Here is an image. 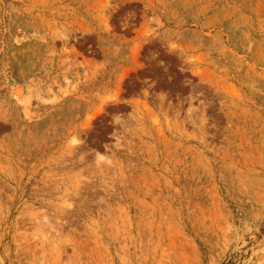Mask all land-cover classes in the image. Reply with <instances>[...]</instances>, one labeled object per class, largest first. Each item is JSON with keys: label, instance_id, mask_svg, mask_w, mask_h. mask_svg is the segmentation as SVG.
I'll return each mask as SVG.
<instances>
[{"label": "rangeland", "instance_id": "1", "mask_svg": "<svg viewBox=\"0 0 264 264\" xmlns=\"http://www.w3.org/2000/svg\"><path fill=\"white\" fill-rule=\"evenodd\" d=\"M0 264H264V0H0Z\"/></svg>", "mask_w": 264, "mask_h": 264}]
</instances>
